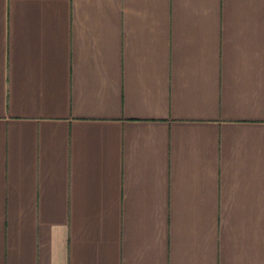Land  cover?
I'll list each match as a JSON object with an SVG mask.
<instances>
[{
	"label": "crops",
	"instance_id": "crops-1",
	"mask_svg": "<svg viewBox=\"0 0 264 264\" xmlns=\"http://www.w3.org/2000/svg\"><path fill=\"white\" fill-rule=\"evenodd\" d=\"M0 264H264V0H0Z\"/></svg>",
	"mask_w": 264,
	"mask_h": 264
}]
</instances>
